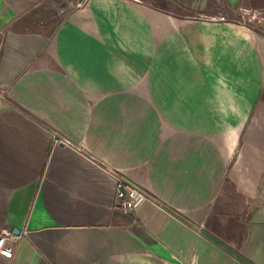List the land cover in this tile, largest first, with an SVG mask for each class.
Here are the masks:
<instances>
[{
  "label": "crops",
  "instance_id": "0c3cea01",
  "mask_svg": "<svg viewBox=\"0 0 264 264\" xmlns=\"http://www.w3.org/2000/svg\"><path fill=\"white\" fill-rule=\"evenodd\" d=\"M244 11L264 0H0V264H264V22ZM196 19L257 51L236 136L205 125L201 77L157 72ZM109 170L150 200L123 214Z\"/></svg>",
  "mask_w": 264,
  "mask_h": 264
},
{
  "label": "rangeland",
  "instance_id": "374dc122",
  "mask_svg": "<svg viewBox=\"0 0 264 264\" xmlns=\"http://www.w3.org/2000/svg\"><path fill=\"white\" fill-rule=\"evenodd\" d=\"M259 19L264 22V12L260 14H240L236 23H246L247 25L260 26ZM194 32L197 38L191 44L188 35L170 38L171 42L162 47L163 52L156 48L153 58L158 62H169L172 67L167 70H157L158 73H176L185 70L195 77H201L202 90L204 92V106L215 111L213 115H204L205 125H213L212 120L225 128L227 136H236V128L248 121L250 112L244 111L243 102L248 99L247 94L240 91L239 85L244 79V75L257 66V51L249 46L242 37L238 36L230 28H227L219 21L213 19H196ZM233 23V22H232ZM177 42V45L173 43ZM194 62V68L188 67L178 69L175 62ZM160 79V76H158ZM160 81L158 89L160 90ZM159 92V91H157ZM245 92V91H244ZM218 112V113H217ZM221 116L219 121L214 119ZM175 121L179 117L174 118Z\"/></svg>",
  "mask_w": 264,
  "mask_h": 264
},
{
  "label": "built area",
  "instance_id": "2783aa9c",
  "mask_svg": "<svg viewBox=\"0 0 264 264\" xmlns=\"http://www.w3.org/2000/svg\"><path fill=\"white\" fill-rule=\"evenodd\" d=\"M134 4H141V0H131ZM243 25L245 27H251L252 25H247L246 23H239V25ZM53 142L55 144L59 145H66L70 144L69 141H65L61 138H59L56 134L52 135ZM111 177L115 180L116 185V200L120 202V211L123 214L128 215L131 212H135L138 210L142 204H144L146 201L150 200L148 196L144 193V191L138 190L134 188L130 184H125L120 176L115 171H110ZM11 236L14 239L17 238L14 235H11V233L6 232L5 230L0 231V251L5 254L6 256L10 257L13 253L12 248L6 247V240L8 237Z\"/></svg>",
  "mask_w": 264,
  "mask_h": 264
}]
</instances>
